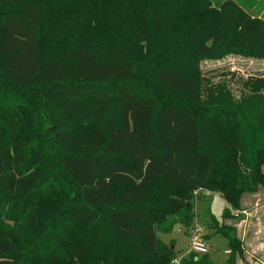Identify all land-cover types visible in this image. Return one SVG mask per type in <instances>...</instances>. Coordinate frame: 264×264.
Segmentation results:
<instances>
[{
  "label": "trees",
  "instance_id": "1",
  "mask_svg": "<svg viewBox=\"0 0 264 264\" xmlns=\"http://www.w3.org/2000/svg\"><path fill=\"white\" fill-rule=\"evenodd\" d=\"M253 2L0 0V264H170L174 244L159 234L191 229L197 190L240 211L264 188V82L235 97L198 67L264 59ZM140 110L145 147L121 133L125 112ZM168 115L192 131L173 152ZM232 217L212 224L227 264L242 253L223 224ZM206 255L180 264H211Z\"/></svg>",
  "mask_w": 264,
  "mask_h": 264
},
{
  "label": "rangeland",
  "instance_id": "2",
  "mask_svg": "<svg viewBox=\"0 0 264 264\" xmlns=\"http://www.w3.org/2000/svg\"><path fill=\"white\" fill-rule=\"evenodd\" d=\"M235 2L243 7L247 2H253L252 7L248 6L250 8L246 10L247 13L264 20V0H235ZM198 67L207 84H226L235 97L245 92V85L248 82L255 80L264 82V59L226 54L219 58L201 59ZM154 116L152 128L154 127ZM166 118L169 125L163 138L173 152L182 140L191 137L192 131L183 117L168 115ZM147 122L148 111H126L121 133L122 135L133 134L140 146L145 147L150 142V137L145 130ZM41 140L45 143L50 142L44 134L41 135ZM58 168L55 166L53 174H58ZM262 172L264 174V166ZM49 180L51 181V178ZM239 205L240 211L232 210L219 194H202L193 207L194 220L191 229H186L177 221L170 225L168 233L159 234V239L166 245L174 244L176 258L186 253L192 238L199 239L207 247L206 256L211 264H227L228 242L226 238L215 232L212 224L215 225V221L221 224L222 213L228 209L233 217L224 221L223 224L234 228L236 237L241 242L242 253L237 255L235 264H264V188L259 187L255 193L243 195ZM172 219L174 218L168 217L164 222L165 226Z\"/></svg>",
  "mask_w": 264,
  "mask_h": 264
},
{
  "label": "built area",
  "instance_id": "3",
  "mask_svg": "<svg viewBox=\"0 0 264 264\" xmlns=\"http://www.w3.org/2000/svg\"><path fill=\"white\" fill-rule=\"evenodd\" d=\"M198 193L199 194H205V195L210 194L209 192L201 190V189H199L195 192L196 195ZM207 253H208V251H207V247H206L205 243L199 239L192 238L190 240L189 247H188V250L186 251V253L181 257L173 259L170 264H180L182 258H184L185 256H188L190 254L205 255Z\"/></svg>",
  "mask_w": 264,
  "mask_h": 264
}]
</instances>
